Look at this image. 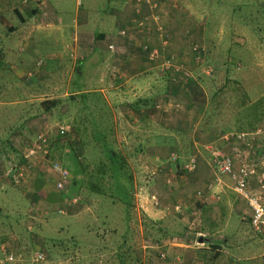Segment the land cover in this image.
I'll use <instances>...</instances> for the list:
<instances>
[{"label": "rangeland", "instance_id": "374dc122", "mask_svg": "<svg viewBox=\"0 0 264 264\" xmlns=\"http://www.w3.org/2000/svg\"><path fill=\"white\" fill-rule=\"evenodd\" d=\"M107 1L108 0H43L44 8H47L48 11H54L55 19L57 20L52 24L49 22L43 23V26L38 29L36 28V20L28 30H25L24 33L26 34L24 35L28 36L27 38L31 40V44L36 46V49L31 52H25L21 51L22 44H20V46L15 44L12 45L14 55L7 54L6 52H4V56L0 54V173L6 172L9 167L14 168L18 166V168H21L24 148L34 145L33 143L36 142L37 137H42L47 143H51L52 149L54 148L53 152L57 156L60 149L58 148L59 143L55 140H57V136H60L58 133L59 128L67 127V135L65 134V137L72 135L71 124H73V114L78 110L73 108L72 105L74 103H62V105L55 110L54 118L47 121V129L45 127L44 129L43 125L41 127L36 123H32L31 125H25L24 123V126H22L20 121L22 112L24 111L22 104L25 103L26 100L24 99L25 97L22 96V92L21 94L19 93V90L20 86L25 84L27 79L22 78L20 80L15 70H12V64L20 65L22 60H28L29 62L27 65L30 71L46 68L47 66L50 67V62L47 60V56L50 53L56 54L59 49L62 53H66V49L73 45V35L76 32L74 27H71L73 20L78 18L77 23H79L82 18L90 21L96 18H102L104 12L107 10ZM262 1L264 0H169V4L165 6V8L170 9L174 5L178 6L182 4L184 9L190 8L191 13L189 15L197 19L199 28L201 23L202 25L204 24L205 19L208 20L207 27L203 30L205 42H200V40L197 42L193 37V47L197 45L196 47L201 48V44L203 43L202 47L204 50H202L199 55L200 59H203V61L194 60L193 67H197L200 70L203 78L214 74L216 70H214V67L218 68L222 66L223 63L228 64L226 68L224 67L226 74L230 75L231 79L238 82L240 86L238 88L236 87L238 94L231 93L229 95L230 100H227L226 103L223 104L228 107L227 109H233L234 105H238L236 96L238 95V102H240L242 100L241 91H243L244 93H249V99L251 100L250 104L256 103L259 100V106L264 112V29H257L262 25L264 26V6ZM152 3L157 6V9L152 12L151 20L152 16L160 18V13L158 14L157 12H161L163 6L161 0H152ZM200 3L203 5H199ZM251 7L253 12L248 14V10L251 9ZM177 9L180 8L177 7ZM233 12L237 14L236 22H239V26L231 32L234 33L237 38L234 39L235 43L230 47L231 53L229 54L228 60L226 55L228 47L226 45L229 43V38L231 36H226L224 33L220 34L219 38H222L220 39L222 40V46L216 41H212L213 37L217 40L216 26L223 24V26L226 27L227 25L228 29L226 28V30H231L229 25L225 23L229 16L234 15ZM183 13L184 11L181 9L177 10L176 17H184ZM186 13L187 12H185V14ZM191 17L190 20L193 21L194 19H191ZM181 20L183 19L181 18ZM12 21L16 26H22L17 18H14ZM4 23L5 21L0 22V37L3 38L6 36V26H4ZM49 24H51L52 27L48 28L47 26H49ZM88 27H90V23ZM92 27L93 26H91V28ZM186 27L181 31L184 35L187 34L186 30L189 32V28L187 29ZM222 28L223 27H221L220 30ZM129 29L131 32H134L131 27ZM150 30L151 28L148 25L143 29V31ZM78 32L79 31L76 33L78 34ZM117 32L118 30L115 33ZM20 33L23 32L20 31ZM141 33L143 34V32ZM187 36L190 37V35ZM260 37L263 40H261ZM11 38L12 41L9 42L16 43L15 39L19 38V33H15ZM171 40L173 39L171 38ZM209 41L212 42L213 46L211 50H217V54H215L213 58L210 57V54L208 55L207 46H204V44ZM217 41L219 42V40ZM2 42L6 43L8 41L3 39ZM168 46L169 43L165 46L160 44L158 46L153 45V48L160 47V49H155L158 50L160 54L157 66L162 64L164 60L172 59L171 71L176 75L174 78L184 83L192 77V74H190L191 68L186 69V65L188 63L190 65V62L186 61L187 64L184 63V65H182L183 61L177 62L176 51L169 52L168 54L165 52L163 58V54L160 53V50ZM208 56L210 59L206 62L205 59ZM38 61L42 62L39 68L36 66ZM97 62V60H94L93 63L90 64V67H87V72H81L83 73L81 78L77 76L73 80L74 87L71 86V90H73V88L79 89L78 94L80 95L81 93H85V91L88 93L87 89L96 88L98 86L100 78L96 77V74H94L95 72H92L90 69L93 68V65L95 69H98V66H96ZM57 66L58 69L54 71V73H50L52 72L50 70L49 73L56 76L55 80H52V82L57 86H62L61 89L59 88V93L54 94L45 89V92L39 96L40 101L38 102L44 100H65L69 97H67L68 92L65 91V86L66 82H68L67 76L72 69V65L64 62L62 65ZM176 69H179V72H176ZM221 69L223 70V67H221ZM44 72L46 71L44 70ZM185 73L189 74L188 78H183ZM45 74H47V72L42 75ZM201 84L203 87V91L201 92H203V94L198 96L195 95L197 93L196 91H192V97L196 103L202 100H207L208 103L212 94V91L209 90L211 84L208 80L205 81V86L203 82ZM231 85L234 87L233 84ZM13 91L15 93H13ZM146 91L147 88H144V90L138 93V96L147 97L148 94L152 93V91ZM109 96L110 95H108V97ZM117 96H111V101ZM168 97L170 98L167 99L172 101V103H170V109L164 112L163 115L157 113L162 109H156L152 117L150 116L148 124H150L152 134H150L151 137L149 140L147 134L142 132L141 125L136 132L134 131L136 128H130V125L124 124V126H122L121 121L122 116L125 114L124 109H119L121 113L116 112V121H118L120 126V128L118 127L119 130L125 129L127 131L125 132L127 134L125 136V141H119L118 139L122 134L117 133L116 138L118 143L123 144L126 148V152L133 151L138 145L144 152L143 154L138 153L136 156V166H134L136 191L131 207L129 208L131 216V221L129 223L131 234L129 244H131L135 250L142 253L140 254L141 264H164L168 260L164 261L161 255L163 257H165L166 254L169 256L168 251L171 250L169 247L176 244H191L196 246V235L188 238V233L201 234L204 228L210 232L213 230L211 221L212 215L224 213L223 208L215 210L210 209L209 211L205 210L202 215L198 216L196 209L197 207L201 208L202 205H200L201 199L197 194L198 192L204 193L202 192L204 190L203 180L198 177L194 178V172L188 173L184 169L182 172V169L174 163L177 159L183 165L191 160L195 161V163L198 162V155L194 156L193 154H189L186 156L182 153L183 148L186 149L188 146L190 147L191 140H193V143L198 144L197 148L199 151L208 152L206 155L203 153V155L209 166L208 170H210L213 176H216V173L212 170L211 157L213 156L211 153H214L215 150H219L223 155L232 159L235 172L242 166H245L249 171L253 172L252 179L257 178L259 180V178H261L260 182H264V153L259 151L261 148L264 149V122L259 126L261 142L258 141V144L260 143L263 145V147L259 145L261 148H258V145L254 144V146L245 147V149L241 150L240 146L244 147L245 140L237 142L232 140L233 138L231 139L235 134H238L235 133V131L240 128L238 125L236 128L232 127L233 122L227 124V127H229L227 132L228 136L226 137L227 141L216 138L217 136L212 134V136H214L213 141H208L207 137H203V140L200 142L198 140L201 139L197 137L198 135L196 132L194 133V131L189 132V134H186V136L179 141L172 140V136L175 134L172 130L175 129L176 123L180 122L177 119L181 120L187 113L189 117H194L195 108L192 107V109H189L182 93H177L176 96ZM114 101L117 103L121 100L115 99ZM108 102L110 103L109 100ZM87 103L91 105L94 120L104 123L112 121V112L106 115L105 112L103 113L99 109L109 104L101 103L98 97L90 96L88 102L79 99L75 106L80 108L79 104L83 105L79 110L82 111L83 109L84 113L87 114ZM115 103H112V105H115ZM248 106L249 105H247V107ZM31 112L35 114V112H37L36 108L32 109ZM249 114L250 109H244L239 112L238 115H233L231 112L229 114H220V117L225 121H227L226 118L230 117L236 120L243 119L246 124L249 122ZM82 115L81 113V116ZM154 121H160L163 124L162 126L159 124H152ZM146 123L147 122H145V124ZM219 124L224 125L225 123L220 121ZM245 124L242 129L246 127ZM142 125H144V123H142ZM197 125L198 124H195V126ZM222 125L218 127L220 130H222ZM22 127L25 130L30 127L29 131L32 133L22 138V135H20ZM120 133H122V131ZM131 135L133 138L129 137ZM239 135L240 134L237 136ZM189 136H192V138ZM60 137L63 138V136ZM219 137H222L221 133H219ZM229 143L230 146L227 145ZM64 144L66 145L65 140H63V145ZM232 148L234 150L230 152ZM188 150L189 149H187L186 152ZM242 155L246 158L245 160ZM36 156V159L32 160V168L27 170L29 173L26 177H23L20 185L15 186L13 184H2V182H0V264H118L114 252L105 253L100 251H105L106 245L110 243L111 230L114 228L125 229L124 224L119 222L122 215V207L117 206L107 210V212L112 214L109 216L112 221L110 224L104 226L102 220L99 219V211L92 209V207L77 205L78 203L75 205L74 201H77V199H75V190L68 188L66 193H54V197H52L50 193V196L48 192H55L53 191L52 185L54 183L52 182L53 179L49 171L50 165L48 163H43L45 167H42L43 164L40 165V161L43 159L42 155L37 154ZM172 156H174L175 159ZM155 159H158V161H155ZM211 174H208L205 180L210 179L209 175ZM1 176L3 177V175ZM1 176L0 178H2ZM37 178L39 182L35 183ZM219 180L227 187L233 186V181L229 177H221ZM258 180H254V182L260 185ZM256 195L260 196L259 194ZM152 198H154V201ZM237 198L240 200V197L237 196ZM176 207H178L179 210L176 211ZM202 217H204V220L198 224L197 220L199 221ZM245 225V228H248V225ZM156 230L164 232L165 236L169 234L167 235L168 239H165L166 241L162 242L161 246H157L153 243L157 240L154 238V234L157 238H160V236L155 233ZM175 234L178 236L177 238L182 237L183 240H177L176 237L172 239L170 237ZM257 236L259 237L255 236L257 241L253 242V244L250 243L248 247L245 248L246 251H244L243 255H258L259 258L256 259V262L258 264H264V238L263 236ZM205 238L206 241L203 246L207 248L209 256H211L214 254V251L211 249L213 245L211 244L215 241H213L211 235L205 236ZM145 241H147V243ZM67 242L75 244V247L70 248V245H66ZM98 245L103 247L102 250H98L99 252L94 249V246L97 247ZM200 246H202V244H200ZM109 247L110 246H108V248ZM39 254L44 256V261H36V256ZM8 256L13 258V262H6ZM241 257V253L234 254L235 259H241ZM243 261L244 260H239L238 264H245Z\"/></svg>", "mask_w": 264, "mask_h": 264}, {"label": "crops", "instance_id": "0c3cea01", "mask_svg": "<svg viewBox=\"0 0 264 264\" xmlns=\"http://www.w3.org/2000/svg\"><path fill=\"white\" fill-rule=\"evenodd\" d=\"M23 1L24 0H0V22L5 21L4 26H6V36H4V38L0 37V46L6 45L0 47V54L2 56L5 55L4 52L14 55L12 45L15 44H17L18 46L22 44L21 51L31 52L32 50H35L36 46L31 44V40L27 38V35H24L26 34L24 33L25 30H28L36 20L37 29L43 26V23L49 22L52 24L57 20L55 19L54 11H48L47 8H44L43 0H41V2L37 4L32 0H27V3L25 4L23 3ZM149 1L152 3V0ZM161 1L163 2L161 12L159 11L157 13H160L159 16L161 25L164 29L165 36H167L169 46L165 49L161 48L160 53L163 54L164 58L165 52H167L168 54L169 52L176 51L177 62L183 61L182 65H184V63L187 64L186 61L190 62V65L188 63L186 65L187 67L185 66L186 69L191 68L190 74H192V77L189 78L188 81H185L184 83L177 81L174 78V76L176 75L173 74L172 71L160 73L157 67V63H152L148 60V52L152 50L153 45H159L158 35L155 32V28L151 20L148 23V26H150L151 30L143 31L142 29L141 32H143V34L140 32V30L137 29L135 24L137 20L151 18L152 11L149 10L147 5H145L144 2H141L138 6L135 0H108L107 10L104 12L102 18H96L95 20H93L94 22L84 18H82L79 23H77L78 18L73 20L71 27H74L76 32L79 31L78 34L75 32L73 35V45L66 49V53H62L60 49L56 54L50 53L47 56V60H49L51 65L50 67H38L39 69L30 71L27 65L29 61H23L22 59L20 65L12 64L11 68L12 70H15V73L18 77H20V80L22 78L27 79L25 84L20 86L19 90V93L21 94L22 92V96L25 97L24 99L26 100L25 103L22 104L24 111L21 115V125L24 126V123L25 125L36 123L39 126L42 127L43 125V128H46V123L48 121L46 117L43 114L38 115L37 112H35L34 114L31 112V110L37 108V104L39 103L38 101H40L39 96L45 92V89L46 91H50L54 94L59 93V90L62 86H57L56 84H54L52 80H55L56 76L50 74L54 73V71L58 69L57 65H62V63L64 62L72 65V69L67 76L68 82H66L65 86V91L68 92V97L73 93H79V89L73 88V90H71V86L74 87L73 80L77 76L81 78L83 73L87 72V67H90V64L93 63L94 60H97L98 62L96 66H98V69H95L94 65L93 68L90 69L92 72H95L94 74H96V77L100 78L99 83L96 88L87 90L89 93L102 95V98L106 101L107 104H109L108 108L111 109L115 116L116 112L121 113L119 109H124L125 114L122 116V126H124V124L130 125V128H136V130H134L136 132L141 125L142 132L144 134H147V138L149 137V140L151 137L150 134H152L150 124H148L150 116L152 117V115L156 112V109H162L157 113H161L163 115L164 112H167L170 109V103H172V101H169L167 99L170 98L168 96L173 97L176 96L177 93H182L186 105L189 106V109H192V107H194L195 113L193 115L194 117H189L187 113L181 120L177 119L180 122L176 123L175 129H171L175 133L172 136V140L179 141L180 139L184 138L186 134L194 131V133H197V137L201 139L198 140L200 142L203 140V137H207L208 141H213L214 136H212V134L217 136L216 138L222 140L224 139L225 141H227L226 137L228 135L219 137V130L213 128V125L209 122V120L205 118L204 111L206 107H203L202 112H200L202 108L200 106H202L203 103L201 101L199 103L194 102V98L191 94L192 91H203V87L200 82L202 74L197 67H193V61L197 58L199 59V55L203 50V43L201 44V48L197 47L198 52H194L192 49L197 46L195 44L196 46L193 47V37L197 42L199 40L200 42H205V35L203 30L206 29L208 20L205 19L206 21L204 20V24L202 25L201 23L199 28V22L197 21V19H194L193 16L191 17L189 15L191 13L190 8L184 9L182 4H179L178 6L174 5L169 9L165 8V6L169 4V0ZM262 4L264 6V1H262ZM199 5L203 4L200 3ZM177 7L184 11V17H176L177 10H180L177 9ZM185 12L187 13L185 14ZM252 12L253 10L251 7V9L248 10V14H251ZM233 13L234 15L229 16L225 23L229 25L231 30H226V28L228 29L227 25L226 27L223 26V24L216 26V37L219 42L215 40L214 37L212 41H216L220 46H222V40H220L222 38H219L220 34L224 33L226 34V36H231L229 38V43L226 45L228 47V50L226 52L228 60L229 54L231 53L230 47L233 43H235L234 39L237 38V36H235V34L231 32H233V30L236 29L237 26H239V22H236L237 14L235 12ZM190 17L194 20L191 21ZM14 18H17V20H19V22L22 24L21 27H18L13 23L12 20ZM181 18L183 20H181ZM89 23L90 27H88ZM51 24H49V26L47 27H52ZM91 26L93 27L91 28ZM184 26H187V29L189 28V32L188 30H186L187 34L185 35L181 33V31L185 28ZM130 27L134 32L130 31ZM221 27H223L221 29L223 32L220 30ZM259 28L260 30H262L264 29V26L262 25L257 29ZM117 30L118 32L115 33ZM20 31L23 33H20ZM121 31L128 32L125 38L119 36V33ZM15 33H19V38L15 39L16 43L9 42L12 41L11 36ZM187 35H190V37H188ZM171 38L173 40H171ZM3 39L8 42L3 43ZM260 39L263 40L261 37ZM212 42L209 41L204 44V46H207V52H209L211 58H213V56L217 54V50H211V48H213ZM109 46L113 47L112 51L109 50ZM44 70L47 72V74L42 75L43 73H46L44 72ZM49 70L52 72L49 73ZM191 82H193V84ZM144 88H147L146 92L152 91V93L148 94L147 97L138 96V93L144 90ZM13 93L15 92L13 91ZM85 93L87 92L85 91ZM108 95L110 96L108 97ZM113 95H118L115 99L121 101H116L117 103H115L114 98L111 101L110 97ZM108 100L110 101V103L108 102ZM112 103H115V105H112ZM145 103H147V105ZM131 104H137L136 107H138V111H132L130 109ZM79 105V107L81 108V104ZM89 106L91 107V105ZM77 108L78 107L76 106L75 109ZM79 109L77 110V112L80 111ZM81 112L82 111H80V114ZM141 121L143 123H147L142 125ZM213 122L216 121L213 119ZM152 124H159L160 126H162L163 123L160 121H154L152 122ZM195 124L198 125L195 126ZM29 128L30 127H28L26 130L23 127L21 128L20 135H22V138L29 136L32 133H30ZM121 131L122 133L119 134L122 135L118 140L125 141V136L127 135L125 132L127 131L125 129H122ZM260 133L261 132L258 129V131L254 134H240L239 136L245 137H243V140L237 141L241 142L245 140L244 147L240 146L241 150L245 149V147L254 146V144L261 146L262 144H258V141L261 142ZM72 136H74L73 132ZM239 136H234V138L231 139L235 141V139L237 140ZM189 137L192 138V136ZM131 138L133 137L131 136ZM227 145L230 146V143ZM197 147L198 144L193 143V140H191L190 147L188 146L186 149L183 148L182 153L186 156H188L189 154L199 156L198 162L195 163L196 168L194 170V178L198 177L203 180L204 190L202 192L204 193H201L202 197H199L201 199L200 205H202V207H197L196 209L198 216L202 215L205 210L209 211L210 209L215 210L223 208L224 213H216L213 214L214 216L212 215L211 221L213 230H211L210 232H208V230L204 228L201 234L188 233V238L190 236L193 237V235H196V246L191 244H176L170 246L169 249L171 250L168 251L169 256L167 255V258H169V260L164 264H238L239 260H244L243 262L245 264H258L256 262V259L259 258L258 255H243L244 251H246L245 248H247L250 243L253 244V242L257 241L255 236L258 237L250 228L249 219L251 216V211L248 208L246 201L241 198L239 200L233 193L232 187H227L223 183H221V181L219 180V178L221 177L213 176L211 174L210 170H208L209 166L206 163V159L204 158V155H206L208 152H201V150L199 151ZM187 149L189 150L186 152ZM261 149V152L264 153V149ZM231 150L233 151L234 149H230V152ZM217 152L221 153V151L215 150L214 153H211L212 156ZM243 159L245 160L246 158L243 156ZM155 161H158V159H155ZM208 174H211L209 175L210 179L205 180ZM254 180L258 179L254 178L251 180L249 190L253 194H259L264 204V188L261 187L264 182H260L261 178H259L258 183H260V185H257V182H254ZM38 182L39 181L37 178V180H35V183ZM203 220L204 217H202L199 221L197 220L198 224ZM245 224L248 225V228H245ZM209 235H211L213 241H215L216 244L219 245V248H217L218 250H216L218 254L216 256H213V258L211 259L209 258L207 248L203 246L206 241L205 236ZM200 237H203L202 246H200L199 243ZM239 253L242 254L241 259H235L234 254Z\"/></svg>", "mask_w": 264, "mask_h": 264}, {"label": "trees", "instance_id": "16d2710c", "mask_svg": "<svg viewBox=\"0 0 264 264\" xmlns=\"http://www.w3.org/2000/svg\"><path fill=\"white\" fill-rule=\"evenodd\" d=\"M154 48L160 49V47ZM207 53L209 54V52ZM209 59L210 57L208 56L205 59L206 62ZM195 60H198L200 62L203 61V59H200V56L199 59L197 58ZM227 65V63H223L222 66L218 68L214 67V70L216 69L214 74L209 75V77H201L200 82H203L204 86L206 80L210 82L211 86L208 85L210 89H207L211 90L212 94L211 99L208 103L207 100L201 101L203 104L202 106H200L202 107L201 110L200 108L199 110L200 112H202L203 107H206L205 111L203 110L205 112V118L209 120V122L213 125V128L219 130V133H221L222 136L228 135L227 132L229 130V127H227V124H231L232 122V127L236 128L237 125L240 126L239 130H236L235 133L242 135L254 134L258 131L259 126L264 122V112L259 106V100L256 103L250 104L251 100L249 99V93H244L243 91H241L242 100L238 102L239 97L237 95L236 100L238 105H234L233 109H227L228 107L226 105H223L227 100H230L229 95L231 93L238 94V90L236 89V87L238 88L240 86L238 82L231 79L230 75L226 74L224 67L226 68ZM221 67H223L224 71L221 69ZM191 83L193 84V82ZM231 84H233L234 87H232ZM196 92L197 93L195 95L198 96L200 94H203V92L201 91ZM90 96L98 97L101 100V103L106 104L105 100L100 94L88 92L81 93L79 95L73 93L65 100L41 101L37 104L36 110L38 115L43 114L47 120H51L52 118H54L55 110H57V107L62 105V103H74L72 106L75 109V104H77L79 99L88 102V98ZM145 104L147 105V103ZM247 105L249 106L247 107ZM81 106L83 107V105ZM136 106L137 104H131L130 109L132 111H138V107ZM99 109L103 113L105 112L106 115L109 113L111 114L112 112L111 109L108 108V105L102 106ZM244 109H250V118L248 120L249 122H247L246 124L245 120L243 119L236 120L230 117L226 118L227 121H225L220 117V114H229L231 112L233 113V115H238L239 112L243 111ZM86 110L88 111L87 114H85L84 110L82 109V116L80 114V111H75L73 114L74 118L71 127L72 132L77 139H75L72 135L65 137L67 133L66 135H62L63 138L60 137L61 135L57 136V140L55 141L59 143L58 148L60 149L57 153V156L53 152L54 148L52 149L51 143L46 142L43 145V151L45 152V154H43L42 151L41 155L43 159H41V164H39L42 165L43 163H48L50 165L49 171L53 179L52 182L54 183L52 187L53 191H55L48 192V194L50 195L51 193L52 197H54V193H66V190L68 188H71V190H75V199H77L75 205L78 203L77 205H82L83 207L90 208L92 207V209H96L97 211H99V219L102 220V224L104 226L110 224L112 221L109 217L112 214L107 212V210H110L113 207L117 206L122 207V215L119 222L124 224L125 229L123 230L114 228L113 230H111L110 243L106 245L105 251L100 252H114L116 254L118 264H141L140 254L142 253L138 250H135L134 247L129 244L131 237L129 229V223L131 221L129 208L131 207V203L133 202V197L136 191L134 170V166H136L135 160L137 159L136 156L138 153H144L143 149H141V147L138 145L133 151L126 152V148L123 146V144L118 143L116 136L117 133L121 132V130H119L120 126L118 124V121H116L117 117L115 116V114H113V112L111 114L112 121H110L109 123H104L102 121L94 120L91 107L88 103ZM213 119L216 122H213ZM220 121H223L225 124H219ZM244 124L246 125V127L242 129ZM220 125H222V130L218 128ZM238 134H235L234 136H237ZM234 136L231 138H234ZM63 140L66 141V145H63ZM235 141L240 140L237 139ZM258 148L261 147L258 146ZM261 150L262 149H260L259 151ZM55 163L60 164L68 172L69 175L68 185H66L65 189H63L62 191L56 190L55 187L56 179H54L55 175L51 170V166ZM174 163L175 165L180 167L183 172L184 165L178 159L175 160ZM26 166L27 162L24 160L22 155L21 167ZM42 167H45V165L43 164ZM14 169H18V166L14 167ZM14 171L16 172L17 170ZM4 173L1 172L0 176ZM8 181H2V184H10ZM155 233H157L160 238H157V236H155L154 234V238H156L157 240L153 243H155V245L157 246H161V243L166 241L165 239H168L167 235L169 234H166L165 236L164 232H160L158 230H156ZM170 237L172 239L176 237L177 240H183L182 237L177 238L178 236H176V234ZM145 242L147 243V241ZM66 245H70V248L75 247V244L71 242H67ZM211 245H213L211 246V249L214 251V254L209 256L210 259L218 254L216 250H218L217 248H219V245L216 244V242H213V244ZM108 246L110 247L108 248ZM102 248L103 247H100L99 245L97 247L94 246V249L97 250V252H99L98 250H102ZM166 255L164 257V261L169 260Z\"/></svg>", "mask_w": 264, "mask_h": 264}, {"label": "built area", "instance_id": "2783aa9c", "mask_svg": "<svg viewBox=\"0 0 264 264\" xmlns=\"http://www.w3.org/2000/svg\"><path fill=\"white\" fill-rule=\"evenodd\" d=\"M34 3H40L41 0H32ZM136 3L139 4L141 2H144L145 5L149 8L150 11L154 12L157 8L154 3H151L149 0H135ZM23 3H27V0H24ZM138 12V10H137ZM152 16V20L144 18L136 21V27L138 30L142 31L150 20L152 21L155 32L158 35L159 43L162 46L168 45L167 37L165 36L164 29L161 25L160 18L155 16ZM127 32L121 31L119 33V36L126 37ZM196 48V49H195ZM193 48L192 50L196 52L198 50L197 47ZM156 48L150 50L148 52V60L152 63H157L158 59L160 58V54L158 50H155ZM109 50H113L112 46H109ZM42 65L41 61H38L36 63L37 67H40ZM158 69L164 73L171 71L172 69V59L164 60L162 64H159ZM176 72H179V69L175 70ZM189 74L185 73L183 78H188ZM59 135H65L67 133V127H60L59 128ZM244 136H239L237 139L242 140ZM46 143V140L42 137H37L36 142L33 143L34 145H31L28 148H24L23 150V158L27 162L26 167H21L18 169H14L12 167H9V169L3 174V177L0 178V182L2 181H8L10 184H13L15 186H18L22 183L23 177L26 176L29 172L27 170L32 168V160L36 159L37 154H41L43 151V145ZM43 154L45 152L43 151ZM174 158V156H172ZM172 158V159H173ZM175 159V158H174ZM14 170H17L16 172ZM51 170L53 174L55 175V187L56 190L62 191L65 189L66 185H68V179L69 175L68 172L58 163H55L51 166ZM184 170L187 172H193L195 170V161L191 160L190 162L186 163L184 165ZM212 170L214 173H216L217 177H229L233 181L232 191L233 193L240 197L241 199L245 200L247 203L248 208L251 211V216L249 219V225L251 230L260 236H263L264 238V204L262 202V198L256 194H253L249 190V185L252 180V173L249 171L245 166H242L239 170L236 172L234 171L233 161L230 157L223 155L220 152H217L213 155L212 159ZM264 188V184L261 186ZM198 197H202L201 193L197 194ZM154 201V198H152ZM76 201H74L75 203ZM175 210H179L178 207L175 208ZM161 258L164 259V257L161 255ZM44 256L39 254L36 256V261H44ZM6 262H13V258L11 256H8L6 258Z\"/></svg>", "mask_w": 264, "mask_h": 264}, {"label": "water", "instance_id": "95a60500", "mask_svg": "<svg viewBox=\"0 0 264 264\" xmlns=\"http://www.w3.org/2000/svg\"><path fill=\"white\" fill-rule=\"evenodd\" d=\"M199 243L202 244V238H199Z\"/></svg>", "mask_w": 264, "mask_h": 264}]
</instances>
